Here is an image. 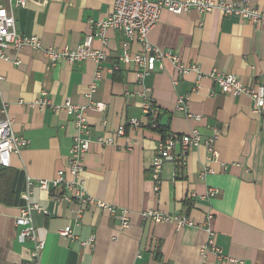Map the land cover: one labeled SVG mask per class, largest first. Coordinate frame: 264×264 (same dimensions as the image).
I'll return each instance as SVG.
<instances>
[{
  "label": "crops",
  "instance_id": "1",
  "mask_svg": "<svg viewBox=\"0 0 264 264\" xmlns=\"http://www.w3.org/2000/svg\"><path fill=\"white\" fill-rule=\"evenodd\" d=\"M239 1V0H235ZM114 0H29L16 7V29L22 35H36L44 48H77L96 22L105 20ZM264 11V0H250ZM108 58L98 65L92 59L70 62L60 59L51 65L42 50L26 45L14 63L13 47L0 58V109L6 105L13 130L29 140L21 154H13L9 167H0V264H29L33 243L18 236L16 217L26 204L28 177L53 178L66 169L76 127L65 112L31 107L42 91L56 104L70 99L86 104L97 71L93 99L106 104L104 112L88 114L93 142L84 156L87 191L98 200L125 209L127 228L109 211L82 208L76 202L53 197L62 189L34 190L31 201L47 208L34 212L38 235L45 240L42 264H228L208 251L203 257L206 232L201 227L180 229L172 222L143 220L141 213L158 210L164 214H185L202 223L213 214L211 225L223 253L240 259V264H264V113L254 112V101L246 94L222 93L210 76L213 71L237 75L246 84L264 83V23L254 24L221 10L184 14L163 10L151 28L149 40L163 50L178 54L183 63L198 64L203 76L180 75L168 60L140 81L134 62H118L125 35L106 32ZM142 45L131 43L132 52ZM118 64V66L116 65ZM198 83L200 88L193 90ZM187 96L186 110L200 116L188 118L177 108ZM154 102L160 109L159 128H152L143 108ZM131 117L142 126L117 136L121 124ZM106 118V123H103ZM220 130L217 160L209 161L204 145L190 151L186 168L175 171L167 161L163 182L155 190L151 176L157 143L166 133L186 134L194 128L203 137ZM112 137L114 145L95 142ZM209 167L212 173L202 177ZM210 188L219 193L207 197ZM82 209L81 214L79 210ZM70 228L72 237L60 233ZM93 238L85 246L81 241Z\"/></svg>",
  "mask_w": 264,
  "mask_h": 264
},
{
  "label": "built area",
  "instance_id": "2",
  "mask_svg": "<svg viewBox=\"0 0 264 264\" xmlns=\"http://www.w3.org/2000/svg\"><path fill=\"white\" fill-rule=\"evenodd\" d=\"M28 2L29 0H0V58H7V49L13 47L16 54L14 63L19 65L21 61L17 55L22 47L29 45L42 50L51 65H55L60 59H67L70 62L92 59L100 65L108 58V54L103 47L107 43L106 32L109 29H114L122 32L126 37V40L122 43V51L118 62H134L137 64L139 70H137L136 76L140 81L155 69L156 62H161L163 65L165 60L170 61L180 75L195 72L197 74V82L203 76L198 64L183 63L178 54L163 50L150 42L149 32L159 21L163 10H168L174 14H184L192 9L197 10L201 14L221 10L225 15L245 19L254 24L264 23V11L251 5L250 0H114L113 10L109 16L103 21L96 22L93 32L86 34L77 48H44L41 40L36 35H22L16 29L14 9L26 6ZM96 39L102 42L103 46L101 48L94 47L93 43ZM134 41L142 45V51L138 53L132 52L131 43ZM210 76L215 80L222 93L231 95L246 94L254 101V112L264 113V83L246 84L237 75L218 71L211 72ZM101 78V71H97L89 91L85 94V98L88 101L86 104L74 103L70 99L56 104L48 97L46 91H42L40 96L30 104L31 107L40 110L49 108L55 113L65 112L71 117L76 127V134L69 150L66 169L59 170L50 179H34L31 177L27 179V190L25 193L27 202L16 217V226L19 238L33 243L28 258L29 264H42L41 252L46 243L38 235L33 215L34 212L46 214L48 210L40 203L31 201L35 188L50 191L62 189V192L54 193L53 197L63 202H76L83 209L96 207L107 210L119 220L122 228H127L130 225L127 210L106 204L92 196L87 191L86 180L83 175L85 171L84 156L93 142L88 114L91 110L98 112L106 110L104 102L93 99ZM0 80H2V77H0ZM199 88V84L196 83L193 90ZM187 98V96L179 98L178 110L185 111L188 118L200 120L199 115L186 110ZM143 111L151 122L150 126L155 129L159 128V107L150 101L144 105ZM103 123H106V118H104ZM141 126L142 123L139 118L131 117L119 126L116 134L117 136H126L128 129H136ZM219 133V128L213 127V134L209 137H203L196 128L186 134H165L157 143L156 154L152 163L151 176L155 182V190L159 191L163 182L164 164L167 161H172L175 164L177 173L181 170L183 171L186 168L190 151L200 145H204L209 152V161L217 160L216 142ZM95 142L101 145H114L115 143L112 137H98ZM28 144L29 140L27 138L14 132L13 120L9 115L7 106L4 105L0 109V167H9L12 155H20L22 149ZM212 172L211 168L206 167L201 172V176L205 177ZM218 193V188H210L207 192V197H214ZM81 212L82 209L79 210L80 214ZM141 216L143 220L172 222L177 229L186 226L201 227L206 232L205 246L200 249L203 257L207 255L208 251H212L228 264H240L242 262L238 258L225 255L222 248L217 244L216 232L211 225L212 213H207L202 223L196 222L192 217L185 214H164L158 210L143 211ZM60 233L66 237L73 236V232L69 227L61 230ZM93 241L94 239L90 238L81 241V244L88 246L92 245Z\"/></svg>",
  "mask_w": 264,
  "mask_h": 264
},
{
  "label": "trees",
  "instance_id": "3",
  "mask_svg": "<svg viewBox=\"0 0 264 264\" xmlns=\"http://www.w3.org/2000/svg\"><path fill=\"white\" fill-rule=\"evenodd\" d=\"M150 125V124H149ZM161 132L163 133V136L165 135L166 133V130L163 128V130H161Z\"/></svg>",
  "mask_w": 264,
  "mask_h": 264
}]
</instances>
